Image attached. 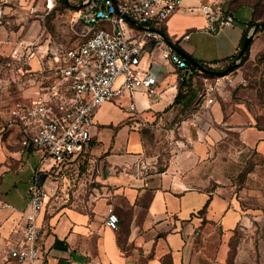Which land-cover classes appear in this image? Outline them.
Wrapping results in <instances>:
<instances>
[{
	"label": "crops",
	"instance_id": "obj_1",
	"mask_svg": "<svg viewBox=\"0 0 264 264\" xmlns=\"http://www.w3.org/2000/svg\"><path fill=\"white\" fill-rule=\"evenodd\" d=\"M216 1L223 2L234 15V26L210 33L204 15L180 11L160 28L152 29L162 34L173 50L169 42L203 65L223 68L239 52L244 36L253 32L255 27L249 22H264V0ZM70 2L82 5V0ZM195 3L183 0L185 6ZM80 8L74 9L78 12ZM8 34L14 43L5 41ZM22 36L0 28V40L4 41L0 45V60L4 61L0 82L16 81L17 74L22 80L17 97L30 100L44 79L39 62L31 58L30 64L14 68L7 64L13 60L16 42L31 43ZM250 52H264L263 30L254 31ZM148 66H154L159 75L160 94L148 98L138 93L139 113L131 116L114 102L104 103L95 113L88 152L73 164L90 161L96 169V185L89 199L48 201L41 217V222L53 227L44 237L50 251L48 264H207L206 259L209 264L226 263L228 242L244 218L243 210L235 188H211L205 177L200 178L201 172L202 176L206 173L204 158L209 147L229 131H236L244 146L264 155V128L256 125L249 111L225 118L216 102L206 105L200 101L198 109L190 113L186 101L174 103L179 86L175 65L154 51L143 57V67ZM15 99L11 97L0 106V202L5 204L0 210V264L6 246L20 237L29 188L36 178L41 177V184L48 189L59 185L54 177L67 180L65 171L55 175L58 170L52 158L33 148L22 149L20 126L5 123ZM147 124L157 129L176 124L183 137L173 136L171 149L193 145L192 149H183L179 155L171 150L172 154L163 157L150 154L142 129ZM262 169L259 167L264 176ZM112 210L120 219L117 230L106 224ZM214 246L215 254L210 251Z\"/></svg>",
	"mask_w": 264,
	"mask_h": 264
},
{
	"label": "built area",
	"instance_id": "obj_2",
	"mask_svg": "<svg viewBox=\"0 0 264 264\" xmlns=\"http://www.w3.org/2000/svg\"><path fill=\"white\" fill-rule=\"evenodd\" d=\"M196 1L198 3L185 6L183 0H82L75 21L82 28L76 34L83 40L76 45L16 42L18 45L12 50L13 60L8 66L30 64L31 58H36L44 79L34 98L14 102L5 123L21 127L25 148L41 151L55 161L56 176L66 171L88 152L95 113L104 103L114 102L135 116L139 113L138 93L148 98L160 94L159 75L154 66L143 67L147 52H161L165 60L182 72L181 79H186L185 59L152 28H160L180 11L204 15L210 33L234 26V15L223 2ZM9 23L0 7V26L7 33ZM10 36L8 34L5 41L14 43ZM185 38H190V34ZM3 43L0 40V45ZM237 70L225 75L202 76L201 101L206 105L214 104L221 88L237 82L234 75ZM245 81L241 78L239 83ZM53 192L56 188H45L41 177L30 186L25 223L19 230L20 237L4 249L3 264H48L50 251L44 237L53 227L41 222V217ZM3 206L5 204L0 202V210ZM119 221L118 215L110 211L106 224L117 230Z\"/></svg>",
	"mask_w": 264,
	"mask_h": 264
},
{
	"label": "rangeland",
	"instance_id": "obj_3",
	"mask_svg": "<svg viewBox=\"0 0 264 264\" xmlns=\"http://www.w3.org/2000/svg\"><path fill=\"white\" fill-rule=\"evenodd\" d=\"M0 7L10 21L6 27L10 28L13 36L23 34L22 37L36 44L44 45L50 41L68 47L83 40V37L76 34V31L82 30L81 25L75 21L77 10L63 4L61 0H52V3L50 0H0ZM2 62L0 60V64ZM237 69L234 72L237 82L221 88L216 103L225 118L233 113L249 111L255 117L256 125L264 128V52H250L246 60L239 61ZM14 76L16 81L0 82V106L11 97L16 98L15 101L19 99L16 92L22 80L17 74ZM241 78L246 79L245 83H239ZM203 88V79L196 77L191 88L192 102L187 108L190 113L198 109V96ZM175 125L162 129L150 124L143 125L150 154L160 153L163 157L172 154L171 150L179 155L183 149H192L193 145H177L171 149L173 138L183 137ZM191 134L196 138L193 129ZM21 147L27 149L22 139ZM204 159L206 173L202 176L201 172L200 178L205 177L211 188L232 187L233 191L235 188L243 210L244 218L228 242L231 260L234 263L235 254V264H264V176L259 171V167H264V155L257 149L244 146L236 131H229L228 135L209 147ZM95 172L92 162L87 161L67 169V180L54 177L52 180L59 179V185L56 187L52 184L56 192L52 193L51 202H85L91 195L92 187L96 185ZM210 251L215 254V246ZM206 263L209 264L210 260L206 259ZM225 264H228V257Z\"/></svg>",
	"mask_w": 264,
	"mask_h": 264
},
{
	"label": "trees",
	"instance_id": "obj_4",
	"mask_svg": "<svg viewBox=\"0 0 264 264\" xmlns=\"http://www.w3.org/2000/svg\"><path fill=\"white\" fill-rule=\"evenodd\" d=\"M61 2L66 5L65 0H61ZM249 24H250V26H253V27L256 28L258 22L252 20V21L249 22ZM259 30H263L264 31V28L263 27H257L256 28V32L259 31ZM246 36H247V34L244 36V39H245ZM244 39H243V41L241 43L240 50L242 49V46H243V43H244ZM240 50H239V52H240ZM239 52L223 68H215V67H210L208 65H205V66L209 67L211 69H214V70H219V71L225 70L228 66L231 65V63L234 60H236L238 58ZM249 53H250V46L247 48L245 54L240 57V61L246 60L248 58V56H249ZM185 61H186L187 65H188V72H187V74L184 73L186 75V79L182 80L181 79L182 72L178 71L179 86H178V93H177V95L175 97L174 103L177 104V103H181L182 101H186V103L188 105H190V103L192 102V97H193V92L191 90L193 81L196 79V77L213 76V74H206V73L202 72L201 70H199L195 65H193L187 59H185ZM234 70H232V71H234ZM190 92L192 94H190ZM201 92H200V95H201ZM200 95L198 96V103L201 101ZM229 254H230V252L228 253V264H235V254H234V263H233V260H231Z\"/></svg>",
	"mask_w": 264,
	"mask_h": 264
},
{
	"label": "water",
	"instance_id": "obj_5",
	"mask_svg": "<svg viewBox=\"0 0 264 264\" xmlns=\"http://www.w3.org/2000/svg\"><path fill=\"white\" fill-rule=\"evenodd\" d=\"M66 4L68 6L74 7V8H80L82 5H77V4H72L70 2V0H65ZM132 23H134L133 20H131ZM257 27H263L264 28V22L258 23ZM256 28H254L253 32L251 34H249L243 43L242 49L239 52V56L238 58L230 65L228 66L225 70H214L211 69L209 67H206L205 65L201 64L200 62H198L197 60H195L192 56H190L189 54H187L186 52H184L182 49H180L179 47L175 46L174 44H172L171 42H169V44L174 48V50L181 54V56H183L185 59L189 60L193 65H195L199 70H201L202 72L206 73V74H213V75H225L228 74L229 72H231L232 70H234L237 65H238V60L240 59V57L242 55L245 54L247 48L251 45L252 40H253V33L256 30Z\"/></svg>",
	"mask_w": 264,
	"mask_h": 264
},
{
	"label": "bare ground",
	"instance_id": "obj_6",
	"mask_svg": "<svg viewBox=\"0 0 264 264\" xmlns=\"http://www.w3.org/2000/svg\"><path fill=\"white\" fill-rule=\"evenodd\" d=\"M51 3H52V1H51Z\"/></svg>",
	"mask_w": 264,
	"mask_h": 264
}]
</instances>
